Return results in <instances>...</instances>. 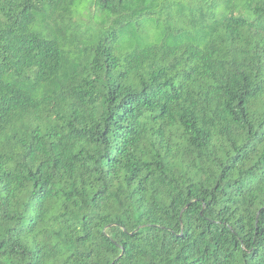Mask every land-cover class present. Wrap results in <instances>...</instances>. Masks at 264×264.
I'll return each instance as SVG.
<instances>
[{"label":"trees","instance_id":"obj_1","mask_svg":"<svg viewBox=\"0 0 264 264\" xmlns=\"http://www.w3.org/2000/svg\"><path fill=\"white\" fill-rule=\"evenodd\" d=\"M196 1L0 0V264H264V0Z\"/></svg>","mask_w":264,"mask_h":264},{"label":"rangeland","instance_id":"obj_2","mask_svg":"<svg viewBox=\"0 0 264 264\" xmlns=\"http://www.w3.org/2000/svg\"><path fill=\"white\" fill-rule=\"evenodd\" d=\"M85 1L88 5L81 4L80 6H78L76 14L73 17L74 22L81 23L83 25L82 29H85V25H93L94 27V25H102L104 24L102 22L110 21L109 16H106V14L102 15L95 6L90 7V3L88 2H91V0H85ZM175 1H180L183 4H187L188 6H194L197 3L196 0H175ZM149 2H151L152 6L158 8L162 5L163 0H149ZM208 2L210 4L212 3L211 1ZM205 8H206V12L210 10L208 4H205ZM165 20L166 18L162 17L160 14H156L152 18L145 17L141 19H136L133 22L135 23V28L138 30V33H140L144 39L148 40V42H152L157 40L155 37L156 31L169 26V24L167 23L168 20L166 21ZM139 22H140V26H138ZM93 27H89L87 30H85L83 35L87 36L94 33L95 30ZM73 32L76 33L77 30H74ZM115 48L118 53H122V52L125 53L127 50H129V46L125 43L124 37L122 35H120L118 40L115 42Z\"/></svg>","mask_w":264,"mask_h":264}]
</instances>
